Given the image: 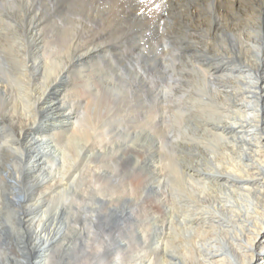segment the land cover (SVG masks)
Returning <instances> with one entry per match:
<instances>
[{
	"label": "bare ground",
	"instance_id": "bare-ground-1",
	"mask_svg": "<svg viewBox=\"0 0 264 264\" xmlns=\"http://www.w3.org/2000/svg\"><path fill=\"white\" fill-rule=\"evenodd\" d=\"M263 231L264 0H0V264H258Z\"/></svg>",
	"mask_w": 264,
	"mask_h": 264
},
{
	"label": "rangeland",
	"instance_id": "rangeland-1",
	"mask_svg": "<svg viewBox=\"0 0 264 264\" xmlns=\"http://www.w3.org/2000/svg\"><path fill=\"white\" fill-rule=\"evenodd\" d=\"M126 42V44L124 45V47L123 48H121V49H116V50H111V52H112V54H111V52L110 53H108V54H106L105 55V57H106V59L109 61V62H111V63H114V62H116V55H118V57L119 58H121V59H124V60H126L125 58L127 57V55H129V40H126L125 41ZM127 46V47H126ZM122 50V51H121ZM115 51V52H114ZM117 53V54H116ZM123 53V54H122ZM115 56H114V55ZM123 55V56H122ZM113 56V57H112ZM122 56V57H121ZM126 56V57H125ZM108 82H110V81H108ZM159 88H161V87H159ZM106 97V96H105ZM144 101H145V103H146V105L147 106H141V107H139V106H137L136 108H134L133 110H132V113L131 114H151L149 111H150V109H149V107H152V106H155L154 104L156 103V101H155V99H153V97H151V98H144ZM155 102V103H154ZM103 106L101 107V113L103 112ZM112 111V110H111ZM133 111H135L134 113H133ZM147 111V112H146ZM112 112H115L114 110L112 111ZM133 115V116H134ZM130 119H132L131 120V123H133V124H135L134 123V117H129ZM118 119V120H117ZM165 119V118H164ZM116 121L118 122V123H120V117H118V118H116ZM137 121H138V125H140L141 124V126H138V131H139V133L137 134L138 136H142V132H143V129H144V132H145V128H143L144 126H145V121L146 120H142L141 118H138L137 119ZM167 121H169V119L167 120ZM167 121H166V119H165V122H166V124H167ZM143 122H144V124H143ZM130 124V123H129ZM143 128V129H142ZM140 129H142V131L140 130ZM99 131H100V134L101 135H99L98 137H92L91 138V140H90V143L92 144V143H94L95 144V142H96V140L98 141V139L100 140V137H103V139H105L106 141L107 140H109L108 139V135H106V134H102L103 132H105L104 130H100L99 129ZM141 131V132H140ZM145 134V133H144ZM95 141V142H94ZM98 147H99V149H100V146L99 145H97ZM104 146H107L106 144L104 145ZM135 153L136 154H138L139 155V153H142V151H140L139 152V150H135ZM140 155H142V154H140ZM92 160V159H91ZM89 161V162H86L85 164H84V166L82 167V169H83V171L80 173V175H79V172H80V170H79V168H78V171H77V178H79L80 176H83V174H85L86 173V176L85 177H88V176H90V175H92V173H93V168L94 167H101L102 166V164H99V162L98 161H96V162H93V161ZM93 164V165H92ZM112 168H113V166H112ZM115 168L116 169H119V166H116L115 165ZM81 169V170H82ZM129 169V167H127L126 169H124V171H127ZM123 170V169H122ZM104 170H102V169H98V172L97 173H104L103 172ZM123 171V172H124ZM127 183V182H126ZM95 184V183H94ZM133 183H131L130 184V182H129V185H131V186H129V199H132L133 197H136L137 195V190L139 191V189H140V185L139 184H133ZM90 185V184H89ZM88 184H87V187H89L90 188V186H89ZM137 185H138V187H137ZM92 186H93V184H92ZM133 186V187H132ZM94 187V186H93ZM134 188V189H133ZM139 188V189H138ZM130 189H132V192H131V190ZM140 197H141V195H140ZM125 199V198H124ZM128 199V198H127ZM92 202H95V200L94 201H92ZM90 203V202H89ZM138 205V207H139V209H140V211H139V213H138V219H139V225H143V224H145L146 222H148V212L149 211H147V210H145V211H143V208H145L144 207V205H145V203L141 206L140 204H137ZM149 205L147 204V206H146V208L148 209L149 207H148ZM94 207H95V205H94ZM137 207V208H138ZM76 210L75 211H77L78 210V208H76V207H74ZM154 212H157V209H154L153 210ZM73 212V211H72ZM102 212V211H101ZM141 216H140V215ZM146 214H147V216H146ZM70 215V214H69ZM68 218L66 219V221H71V223H72V221L74 222V221H76L77 219H78V217H76V215H70V217L69 216H67ZM141 218V219H140ZM141 220V221H140ZM137 221L138 220H129V231L131 230V228H132V224L131 223H133V224H137ZM69 240L71 241V239H72V237H73V235L72 234H70L69 236ZM75 238H77V240L79 241V242H83L84 240H85V233H83V232H78L77 234H75ZM74 238V239H75ZM258 247H259V249H264V231L262 232V234H261V237H260V241L258 242ZM62 250H64V249H62ZM61 250V251H62ZM61 253V252H60ZM58 258H61V256H59L58 255ZM264 264V262H263V259H261V260H259V262H258V264Z\"/></svg>",
	"mask_w": 264,
	"mask_h": 264
}]
</instances>
